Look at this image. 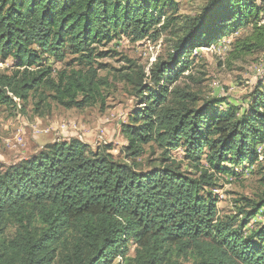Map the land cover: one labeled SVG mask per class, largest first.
Here are the masks:
<instances>
[{
    "label": "trees",
    "instance_id": "obj_1",
    "mask_svg": "<svg viewBox=\"0 0 264 264\" xmlns=\"http://www.w3.org/2000/svg\"><path fill=\"white\" fill-rule=\"evenodd\" d=\"M176 11V0H0V62L12 60L0 72V108L29 100L35 114L51 104L103 106L110 83L96 63L110 52L98 47L121 36L155 40L176 26ZM263 17L264 0H207L179 22L172 52L148 77L125 58L118 78L143 106L120 126L122 160L109 146L68 138L0 166V264H107L118 256L124 264H264V225L247 230L264 199L240 198L221 214L211 192L216 175H234L226 164L264 162V83L242 114L219 108L222 99L198 105L186 59L241 29L248 31L233 41L234 56L264 49ZM66 56L76 66L44 64ZM154 146L158 166L142 169L138 159ZM179 148L180 161L172 155Z\"/></svg>",
    "mask_w": 264,
    "mask_h": 264
},
{
    "label": "rangeland",
    "instance_id": "obj_2",
    "mask_svg": "<svg viewBox=\"0 0 264 264\" xmlns=\"http://www.w3.org/2000/svg\"><path fill=\"white\" fill-rule=\"evenodd\" d=\"M177 11L174 14L176 26L160 33L155 40L143 39L133 43L125 36L115 38L112 42L98 47L99 51L109 55L97 59L100 64V76L108 78L110 89L104 93V105L83 109H63L51 104L39 114L33 112V101L29 100L24 106L17 104L15 108H0V166L15 164L40 150L52 141L76 138L89 145L92 150L97 147L109 146V153L116 159H123L122 147L126 140L120 132L122 124H128L129 117L135 110H141V97L132 93V87L120 80L119 75L128 70L129 64L125 58L140 66L146 76L156 63L166 60L172 52L179 22L188 17H196L207 0H176ZM264 24V17L261 21ZM241 29L225 37L223 40L209 47L193 50L187 60L189 69L197 83H190L192 91L200 98L198 105L213 99L225 100L219 108H226V104L234 106L242 114L250 105L253 92L259 82L264 83V49L249 54L234 56L232 43L235 38L246 33ZM72 56H66L62 62L46 59L44 64L54 71L76 66ZM0 72L8 73L12 69V60L0 62ZM103 67V68H102ZM145 84L153 90L155 86L146 80ZM20 136L23 144L15 145L14 140ZM264 147V142L258 145L257 151ZM160 150L146 147V153L138 160L142 169L158 166ZM177 160L183 159V149L172 152ZM152 162V163H148ZM232 174H219L215 178V187L211 190L217 198L220 213L235 211V204L240 198L264 199V162L260 164L231 167ZM181 170L194 174L192 168L182 163ZM253 224L264 225V210L251 221L247 227L250 231ZM133 245H127V255L132 257ZM107 264H124L118 256ZM190 264V263H183Z\"/></svg>",
    "mask_w": 264,
    "mask_h": 264
},
{
    "label": "built area",
    "instance_id": "obj_3",
    "mask_svg": "<svg viewBox=\"0 0 264 264\" xmlns=\"http://www.w3.org/2000/svg\"><path fill=\"white\" fill-rule=\"evenodd\" d=\"M14 141H15L14 142V146L23 144V140H22V138L20 136H18Z\"/></svg>",
    "mask_w": 264,
    "mask_h": 264
},
{
    "label": "bare ground",
    "instance_id": "obj_4",
    "mask_svg": "<svg viewBox=\"0 0 264 264\" xmlns=\"http://www.w3.org/2000/svg\"><path fill=\"white\" fill-rule=\"evenodd\" d=\"M260 152H261V151H260V150H258V155H260ZM261 156H262V155H261ZM261 156L259 157V159H260V160H261Z\"/></svg>",
    "mask_w": 264,
    "mask_h": 264
},
{
    "label": "crops",
    "instance_id": "obj_5",
    "mask_svg": "<svg viewBox=\"0 0 264 264\" xmlns=\"http://www.w3.org/2000/svg\"><path fill=\"white\" fill-rule=\"evenodd\" d=\"M53 142V141H52Z\"/></svg>",
    "mask_w": 264,
    "mask_h": 264
}]
</instances>
